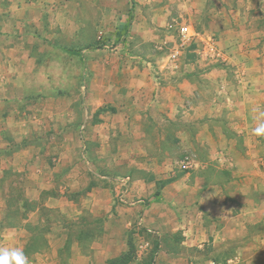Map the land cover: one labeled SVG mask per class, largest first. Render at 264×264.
Returning a JSON list of instances; mask_svg holds the SVG:
<instances>
[{
  "label": "crops",
  "instance_id": "crops-1",
  "mask_svg": "<svg viewBox=\"0 0 264 264\" xmlns=\"http://www.w3.org/2000/svg\"><path fill=\"white\" fill-rule=\"evenodd\" d=\"M242 6L212 37L214 60L83 59L92 78L66 92L42 80L29 6L0 0V246L30 264H264V138L251 133L264 24ZM41 132L45 149L20 144Z\"/></svg>",
  "mask_w": 264,
  "mask_h": 264
},
{
  "label": "rangeland",
  "instance_id": "rangeland-1",
  "mask_svg": "<svg viewBox=\"0 0 264 264\" xmlns=\"http://www.w3.org/2000/svg\"><path fill=\"white\" fill-rule=\"evenodd\" d=\"M21 1L23 5L29 6L27 15L33 23L32 28L43 39L35 44V48L39 50L37 62L44 73L42 80L56 81L58 90L66 92H78L74 87L76 80L85 85L89 77L92 78V75L87 77L83 74L86 73L83 59L100 61L105 67H109L110 55H121L120 68L125 69L130 66V61H135L129 58L133 56L139 57L137 66L140 67L146 66L148 62L156 68L159 64H164L166 57L172 59L171 54L179 44L177 27L180 23L191 26L203 37L217 39L215 32L218 34L217 29L225 18H232L234 11L244 5L249 6L254 26L264 24L262 0H133V21L127 35L119 37L131 8V0ZM196 46L197 43H194L180 50L185 51L190 58L193 56L190 51ZM72 52H79L80 56ZM106 72L108 71L105 70ZM52 140L41 132L37 137L20 144L33 142L45 149L52 144ZM15 148L17 145L11 150ZM14 176L18 182L25 178V175L18 178L16 174H4L9 181ZM4 187L10 189L6 184ZM19 187L13 188L15 197L19 194ZM26 204L21 203L19 214L29 209ZM43 213L47 223L64 225V219L60 218L59 213L48 210ZM61 255L60 260L64 261V250ZM127 258L128 255H122L117 261L122 263Z\"/></svg>",
  "mask_w": 264,
  "mask_h": 264
},
{
  "label": "built area",
  "instance_id": "built-area-1",
  "mask_svg": "<svg viewBox=\"0 0 264 264\" xmlns=\"http://www.w3.org/2000/svg\"><path fill=\"white\" fill-rule=\"evenodd\" d=\"M181 17V16H180ZM179 44L174 52L171 54L172 58H176L179 54L180 48L190 46L197 43L196 57L198 61L214 60L220 55L217 52V47L212 37H203L197 33L191 26L186 23L178 24Z\"/></svg>",
  "mask_w": 264,
  "mask_h": 264
},
{
  "label": "clouds",
  "instance_id": "clouds-1",
  "mask_svg": "<svg viewBox=\"0 0 264 264\" xmlns=\"http://www.w3.org/2000/svg\"><path fill=\"white\" fill-rule=\"evenodd\" d=\"M251 112L255 125L251 133L255 137L264 138V107L256 106ZM0 264H30V259L21 245L0 246Z\"/></svg>",
  "mask_w": 264,
  "mask_h": 264
},
{
  "label": "trees",
  "instance_id": "trees-1",
  "mask_svg": "<svg viewBox=\"0 0 264 264\" xmlns=\"http://www.w3.org/2000/svg\"><path fill=\"white\" fill-rule=\"evenodd\" d=\"M133 0H131V8L129 9V12L127 14V19L122 27V31H121V35H119V37L125 36L128 33L129 27L131 26V23L133 21ZM72 54L76 55V56H80L79 52H72ZM126 262V261H124ZM122 262V263H124Z\"/></svg>",
  "mask_w": 264,
  "mask_h": 264
}]
</instances>
